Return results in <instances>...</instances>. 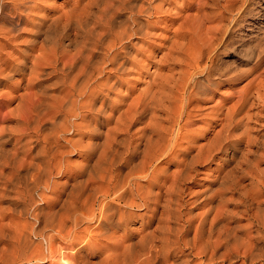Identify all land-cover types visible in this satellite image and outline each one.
<instances>
[{"label": "bare ground", "instance_id": "bare-ground-1", "mask_svg": "<svg viewBox=\"0 0 264 264\" xmlns=\"http://www.w3.org/2000/svg\"><path fill=\"white\" fill-rule=\"evenodd\" d=\"M29 3L0 0V21L6 23L8 6L18 17ZM241 6L242 0H87L80 10L41 17L38 36L52 22L39 46L22 63L0 67L3 80L21 77L0 88L19 128L0 125V157L4 145L12 146L0 158V264H264V137L248 130L250 107L264 102L260 79L237 93L233 108L214 114L218 129L207 126L215 131L203 159L220 152L228 165L215 188L203 191L191 209L183 198L197 154L182 148L193 141L181 120L191 117L196 77L235 79L223 73L217 56ZM187 10L193 13L179 18L165 55L167 70L147 74L146 89L119 111L120 74L137 66L132 51L139 48L126 42L142 41L160 20H151L156 14ZM7 33L1 26L0 39ZM107 64L116 76L104 80ZM48 74L58 78L56 94L43 86ZM112 93L117 98L108 103ZM70 133L79 138L67 139ZM72 152L77 159L70 164ZM60 175L65 181L57 184L53 178ZM197 205L203 213L193 211Z\"/></svg>", "mask_w": 264, "mask_h": 264}, {"label": "rangeland", "instance_id": "rangeland-1", "mask_svg": "<svg viewBox=\"0 0 264 264\" xmlns=\"http://www.w3.org/2000/svg\"><path fill=\"white\" fill-rule=\"evenodd\" d=\"M86 1L87 0H30V3L27 4V8L18 17L15 14V12L13 13L12 6H8V9L6 10V15H7L6 23L4 22L3 24V22L0 21V27L2 26L5 30L8 31L7 37L3 40L0 39V67L9 68L11 65L15 64V61H17L18 63L19 62L22 63L24 59L28 57L27 55H29V53L31 54V52L34 51L36 47L39 46L40 41H42L44 38V34H46V32L44 31L46 30L48 31L47 27H49L50 23L52 22V21L47 22L45 25L47 27L45 26L41 27V30L39 31L40 36H38L37 35L38 32L35 29L38 27V21L40 19L44 17L45 18L52 17L51 18L52 20L54 17L62 13L71 12L74 9L80 10L82 9V6ZM121 13H120L121 18L124 19L125 17H127L126 12H121ZM182 13L180 14V16L179 15L174 16L175 14H171V12L170 14L167 12H163L159 15L156 14L154 17H151V20L155 18H159L160 20L158 21V23L154 24V28L150 30L151 32L147 35L148 37L146 36L142 41H139L137 39H132L129 41L130 43L126 42V44H131L132 46L134 44H137L139 48L137 50L134 49V51H132V54H135L136 55L135 57H137L135 59L137 66L135 68L133 67L134 70L133 69L129 70L130 72L125 75L123 73L120 74L121 76L120 80L122 84L120 88L121 91L120 95H122V97L118 100H121L122 103L120 105L121 107H119V111H124L126 107H128V105L132 106L131 104L135 101V99L137 100L138 96H140V94L146 89L149 80L148 79L149 76L147 74L152 72L154 69H156L155 71H157V73L165 72L167 70L166 67L167 64H169V61L168 62L166 61L165 55L166 53L169 52L168 48L171 49L172 46L171 42H175L176 39L175 34L178 32L176 27L179 28L178 24L180 23V21L182 22L183 20L182 16L185 15L186 17L189 13L192 15L193 11L187 10ZM233 17H234L233 18L234 21L232 20L228 25L229 32L227 30L225 34L224 37L225 42L223 44V47H220L221 50L220 49L218 50L219 55L217 56V59L220 60H217V62L219 63L218 65H221L220 68L222 69L223 73H226L227 75L230 76H234V78L237 79L236 80L233 79V81L222 80L219 81V83H216V80H218V79H214L216 77H213L214 82H210V81L206 82L203 80V78L202 80L204 82H202L200 80L201 78L199 79L198 77H196L197 87L194 88V90H192L193 91L192 94L194 95L192 97L194 98V101H192L193 103L191 102V104L188 106L189 109L191 108L190 110L193 109L192 111L189 110L191 117L185 120H183L184 119L183 118L181 120L182 123L185 122L186 129L188 130L191 129L189 131L191 136L190 141H193L191 142V145L183 144L182 148L191 147L190 152L192 157H194L197 154L196 169L194 170V172H192L193 175H191L190 178L188 179V183L186 185L187 186L186 188L188 190L186 189L183 195L184 201L188 202L185 205L187 209L188 208L191 209L194 206L191 204L193 200H195L196 198L197 199L200 198L201 195L207 190V188L209 187L215 188L216 177L219 175L222 169L228 167L227 163H224L223 155L220 152L212 151L213 153L211 152L212 155H210V157L208 158L206 157L207 158L206 160L205 158L203 159V155L205 157L206 154L205 147H207L208 145L207 143L212 138L211 136L215 131L213 130L212 132V130L210 129L219 128V125L213 123L215 116L214 114L215 113L219 114L221 110L224 111L228 107L233 108L232 106L235 105L236 100L238 101L239 98V95L237 96V93L241 94L243 93V91L245 93L247 89L250 90L251 88H254L256 86L255 83L259 82L258 81L259 79L264 82V60L258 61V57L264 53V0H242L241 10ZM42 30L44 33L42 32ZM55 30L57 31L55 32ZM55 30H53V32H55V34H58L59 29L56 28ZM139 44L141 45L139 46ZM96 58H99L98 54H96ZM28 66H30V63H28ZM27 67L24 68V65L22 66V68H24L23 73L24 71L27 73L28 71ZM103 67L106 68L104 73L102 74L104 80L105 78L107 79L116 76L114 65L107 64V66L104 65ZM55 75L56 74H48L45 77L46 79L43 81V86L50 94H56V92H58L56 91L58 78H55L56 77ZM25 79L26 78H24V80ZM13 80L14 83L12 81L3 80L2 76H0L1 90L4 86H10V84L11 85L16 84L15 82H17V80L20 81L21 77L19 75H15ZM24 83H26V81H24ZM2 92H0V125L9 124L10 129L15 128V126L16 128H18L17 122L12 120L14 118H12L11 115H9L8 110L6 109V105L4 104L6 99L3 98L4 96H2L1 94ZM19 93H24V91L19 90ZM111 98L112 99L107 100L108 103L113 102V100L116 99L117 96L114 93H112ZM256 103L253 104V106L251 107L249 106L250 107L249 112H251L249 120L250 121L252 120V122L250 123V121H248V130L252 135H255L256 137L258 136L264 137V104H263L264 102L262 103L261 101L260 102L258 101ZM16 105L17 103L14 101L10 103L8 106L14 108ZM97 105L99 104L97 103ZM254 105L256 106L254 107ZM22 113L24 114L22 115ZM252 113H254V115ZM18 115L20 117V120H24V118H26L25 109L23 110L22 108L20 110L19 108L17 112V117ZM116 116H117V110L112 114V117L108 119V123L106 124L109 125L108 128H112L114 126V118ZM89 118L96 119L97 116L93 115ZM97 120H98L97 122H102L104 119L98 118ZM206 122L208 123L207 125ZM209 123L211 124L213 123L212 125L214 128L212 127L209 129L207 127ZM136 126L133 127L137 128ZM104 127L105 126L102 127V130L104 129ZM133 127L130 130L131 132L134 129ZM16 128L15 130H17ZM88 131L89 130H87V133ZM71 134L72 133H70V135H67L66 138L70 140L71 138H73V140L74 139L77 140L79 138V136L73 137ZM84 137L85 135L83 136V138ZM241 145L242 144H240V146ZM3 147H4L3 154L2 153L1 154L2 157L4 158L10 154L12 146L10 143H8ZM200 149L202 150L201 152ZM202 152L204 154H202ZM19 155L21 156V154ZM68 155L69 158L67 159H70V161L69 160L67 161L70 164L71 161L72 163L76 161L77 155L75 156V152L67 154V157ZM249 159L255 160V158L252 156H250ZM238 161L244 162L245 160L241 159L239 156ZM234 165H231L230 168L233 167ZM169 168L171 170L172 169L174 170L175 167L170 164L168 166V169ZM5 174H9V172L5 170ZM240 175L241 176L239 179L242 182V184L248 186V183L250 182L249 178L245 177L246 178L245 179L244 177H242V174ZM53 180L55 183L61 184L65 181V177H63L62 175L54 176ZM5 206H7V203L5 204ZM200 206L201 205H197L196 206L197 209L194 208L193 211H195L197 214L199 213L201 214V212L203 213L204 208H201L202 206L201 207ZM229 208L232 209L233 206L232 207L229 206ZM209 215L208 217H210ZM238 222L241 223L242 225L246 224L243 218H241V220L239 219Z\"/></svg>", "mask_w": 264, "mask_h": 264}]
</instances>
